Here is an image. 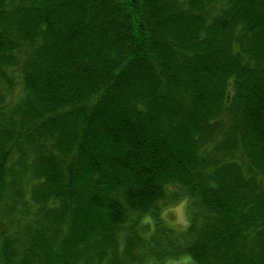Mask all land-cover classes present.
<instances>
[{"label":"trees","instance_id":"1","mask_svg":"<svg viewBox=\"0 0 264 264\" xmlns=\"http://www.w3.org/2000/svg\"><path fill=\"white\" fill-rule=\"evenodd\" d=\"M150 258L264 264V0H0V264Z\"/></svg>","mask_w":264,"mask_h":264},{"label":"rangeland","instance_id":"2","mask_svg":"<svg viewBox=\"0 0 264 264\" xmlns=\"http://www.w3.org/2000/svg\"><path fill=\"white\" fill-rule=\"evenodd\" d=\"M190 207L191 203L186 198L179 200L177 203L167 204L161 212V218L164 221V224L167 227L174 229L177 233L184 231L190 220ZM144 222L146 223V233L149 229L151 230L154 224L152 219L149 218L147 220L145 219ZM188 260L189 259L186 258L185 260L177 262V264H190ZM157 261L158 263H161L163 260ZM145 264H155V259H147Z\"/></svg>","mask_w":264,"mask_h":264}]
</instances>
